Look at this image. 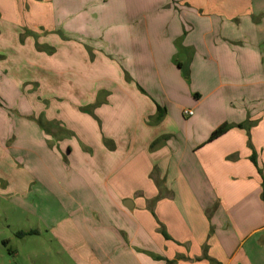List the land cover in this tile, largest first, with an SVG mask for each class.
Returning <instances> with one entry per match:
<instances>
[{
  "label": "crops",
  "instance_id": "0c3cea01",
  "mask_svg": "<svg viewBox=\"0 0 264 264\" xmlns=\"http://www.w3.org/2000/svg\"><path fill=\"white\" fill-rule=\"evenodd\" d=\"M25 1L0 0V160L75 262L264 264V0Z\"/></svg>",
  "mask_w": 264,
  "mask_h": 264
},
{
  "label": "rangeland",
  "instance_id": "374dc122",
  "mask_svg": "<svg viewBox=\"0 0 264 264\" xmlns=\"http://www.w3.org/2000/svg\"><path fill=\"white\" fill-rule=\"evenodd\" d=\"M122 1L126 3V0ZM23 3L28 5L25 0ZM25 16L27 14L23 8L19 35L21 44L28 36L35 35L31 31L32 27L24 21ZM29 120L40 127L39 118L31 115ZM47 144L51 146L49 142ZM30 146L39 151L37 137L31 139ZM16 155L21 158L12 159V166L7 164L9 158L3 159L4 162L0 160V264H79L75 262L71 249L62 242L61 235L55 234L56 231L45 223L51 208L46 203L41 211L39 203L44 202H39L43 198L37 187V179L31 177L22 184L15 183L10 168L15 169L16 165L19 167L27 159L22 152Z\"/></svg>",
  "mask_w": 264,
  "mask_h": 264
},
{
  "label": "trees",
  "instance_id": "16d2710c",
  "mask_svg": "<svg viewBox=\"0 0 264 264\" xmlns=\"http://www.w3.org/2000/svg\"><path fill=\"white\" fill-rule=\"evenodd\" d=\"M164 113H165V110H163L162 108L158 107V115L155 117V122H159L162 119V117H164ZM231 128H232V125H230L229 123H224V124L220 125L212 133V135L209 138V140L211 141V140H213L215 138H218L219 136H221L222 134H224L225 132H227ZM263 196H264V194H263ZM30 233H35V232L30 231Z\"/></svg>",
  "mask_w": 264,
  "mask_h": 264
},
{
  "label": "built area",
  "instance_id": "2783aa9c",
  "mask_svg": "<svg viewBox=\"0 0 264 264\" xmlns=\"http://www.w3.org/2000/svg\"><path fill=\"white\" fill-rule=\"evenodd\" d=\"M186 114L193 115V112L191 110H185Z\"/></svg>",
  "mask_w": 264,
  "mask_h": 264
}]
</instances>
